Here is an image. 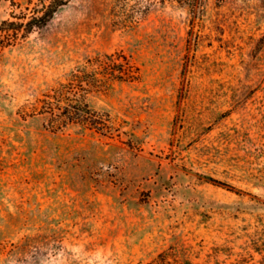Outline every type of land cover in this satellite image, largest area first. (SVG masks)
<instances>
[{
    "label": "rangeland",
    "instance_id": "374dc122",
    "mask_svg": "<svg viewBox=\"0 0 264 264\" xmlns=\"http://www.w3.org/2000/svg\"><path fill=\"white\" fill-rule=\"evenodd\" d=\"M150 1L27 30L0 0V264H264V0ZM111 54L85 94L110 132L51 131L44 95Z\"/></svg>",
    "mask_w": 264,
    "mask_h": 264
},
{
    "label": "trees",
    "instance_id": "16d2710c",
    "mask_svg": "<svg viewBox=\"0 0 264 264\" xmlns=\"http://www.w3.org/2000/svg\"><path fill=\"white\" fill-rule=\"evenodd\" d=\"M68 0H31L33 4L32 14L29 16L23 27L28 30L35 27H43L56 13L58 8L64 6ZM171 0L150 1L148 7L165 4ZM183 7H188L192 15L200 13L203 0H176ZM13 25L15 23H8ZM121 59L127 61L125 57L116 55H105L97 59L93 72L98 71L101 77L92 75L86 67H82L76 73H72V78L67 83H63L44 95L41 99L43 112L49 114V129L51 131H62L69 124H78L88 129H93L102 134L110 132L107 115L91 109L85 100L86 92L91 89L92 82L98 80L105 81L109 78H125V66L128 62L121 64ZM130 67L137 72V68ZM83 75L87 79H83ZM146 264H188L186 262L170 261L166 253H161L158 257Z\"/></svg>",
    "mask_w": 264,
    "mask_h": 264
}]
</instances>
